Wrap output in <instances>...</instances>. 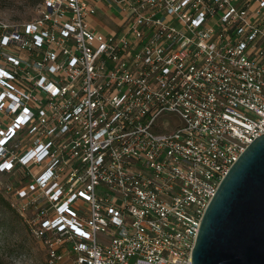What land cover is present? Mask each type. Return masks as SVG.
<instances>
[{
	"label": "built area",
	"instance_id": "built-area-1",
	"mask_svg": "<svg viewBox=\"0 0 264 264\" xmlns=\"http://www.w3.org/2000/svg\"><path fill=\"white\" fill-rule=\"evenodd\" d=\"M112 2L109 34L95 0L0 18V195L45 264H192L264 136V0Z\"/></svg>",
	"mask_w": 264,
	"mask_h": 264
},
{
	"label": "water",
	"instance_id": "water-1",
	"mask_svg": "<svg viewBox=\"0 0 264 264\" xmlns=\"http://www.w3.org/2000/svg\"><path fill=\"white\" fill-rule=\"evenodd\" d=\"M246 148L205 209L192 264H264V136Z\"/></svg>",
	"mask_w": 264,
	"mask_h": 264
},
{
	"label": "rangeland",
	"instance_id": "rangeland-1",
	"mask_svg": "<svg viewBox=\"0 0 264 264\" xmlns=\"http://www.w3.org/2000/svg\"><path fill=\"white\" fill-rule=\"evenodd\" d=\"M102 2L110 15L120 16L112 0ZM39 5L31 0H0V18L10 23L30 21ZM44 257L43 247L31 237L23 221L0 206V264H45Z\"/></svg>",
	"mask_w": 264,
	"mask_h": 264
},
{
	"label": "crops",
	"instance_id": "crops-1",
	"mask_svg": "<svg viewBox=\"0 0 264 264\" xmlns=\"http://www.w3.org/2000/svg\"><path fill=\"white\" fill-rule=\"evenodd\" d=\"M102 1H96V15L89 18L88 23L96 32L100 31L104 34H109L112 33V31L118 30L117 17L110 15V13H108L109 10L106 11V6H104ZM110 7L111 6H109V8Z\"/></svg>",
	"mask_w": 264,
	"mask_h": 264
},
{
	"label": "trees",
	"instance_id": "trees-1",
	"mask_svg": "<svg viewBox=\"0 0 264 264\" xmlns=\"http://www.w3.org/2000/svg\"><path fill=\"white\" fill-rule=\"evenodd\" d=\"M31 1H32L33 4H41L43 0H31ZM0 206H1L2 208L6 209V210H9V211L11 210V211H13V212L15 213V215H16L17 217H19L18 214L16 213V211L12 208L11 203L8 202L6 199H4L1 195H0ZM19 218H20V217H19ZM20 220H22V219L20 218ZM25 227H26V226H25ZM26 228H27V227H26ZM27 231H28V230H27Z\"/></svg>",
	"mask_w": 264,
	"mask_h": 264
}]
</instances>
